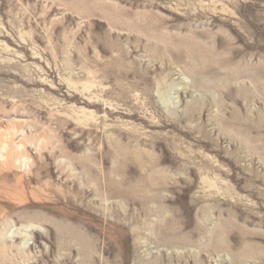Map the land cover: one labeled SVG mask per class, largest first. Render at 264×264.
Wrapping results in <instances>:
<instances>
[{"label":"rangeland","instance_id":"rangeland-1","mask_svg":"<svg viewBox=\"0 0 264 264\" xmlns=\"http://www.w3.org/2000/svg\"><path fill=\"white\" fill-rule=\"evenodd\" d=\"M0 264H264V0H0Z\"/></svg>","mask_w":264,"mask_h":264}]
</instances>
